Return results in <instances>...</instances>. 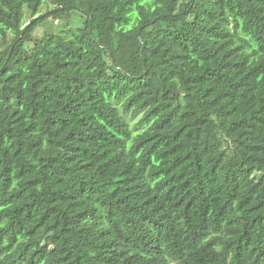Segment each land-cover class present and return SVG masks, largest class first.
I'll use <instances>...</instances> for the list:
<instances>
[{"label": "trees", "instance_id": "16d2710c", "mask_svg": "<svg viewBox=\"0 0 264 264\" xmlns=\"http://www.w3.org/2000/svg\"><path fill=\"white\" fill-rule=\"evenodd\" d=\"M42 4L0 0V264H264V0Z\"/></svg>", "mask_w": 264, "mask_h": 264}, {"label": "rangeland", "instance_id": "374dc122", "mask_svg": "<svg viewBox=\"0 0 264 264\" xmlns=\"http://www.w3.org/2000/svg\"><path fill=\"white\" fill-rule=\"evenodd\" d=\"M51 7V0H43V4L41 10H46ZM28 18V17H27ZM70 20L73 22V25L78 24L80 18L77 14L70 15ZM65 24V20L59 18H52L50 17L44 22V26L40 27L36 30L35 34L39 36L44 29L52 28L54 31H58L63 25ZM140 116H131L130 124L134 127V125L138 122Z\"/></svg>", "mask_w": 264, "mask_h": 264}]
</instances>
